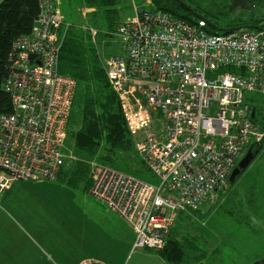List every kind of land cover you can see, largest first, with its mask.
<instances>
[{"label": "built area", "instance_id": "1", "mask_svg": "<svg viewBox=\"0 0 264 264\" xmlns=\"http://www.w3.org/2000/svg\"><path fill=\"white\" fill-rule=\"evenodd\" d=\"M37 1L31 32L13 42L3 84L12 111L0 113V202L16 180H55L68 158L63 147L78 81L60 72L59 61L71 24L63 0ZM209 26L205 18L193 24L134 3L131 17L103 32L123 52L104 58L101 31L87 28L135 148L160 180L90 163L91 193L131 226L134 249L164 248L178 214L225 189L247 147L264 143V125L248 102V92L264 93V30Z\"/></svg>", "mask_w": 264, "mask_h": 264}, {"label": "rangeland", "instance_id": "2", "mask_svg": "<svg viewBox=\"0 0 264 264\" xmlns=\"http://www.w3.org/2000/svg\"><path fill=\"white\" fill-rule=\"evenodd\" d=\"M185 1L189 6L197 8L198 16L206 15V19L219 28L235 27L231 25L243 19L260 18L264 22V1L254 6L248 0ZM134 3L143 7L151 6L148 0H120L116 7L123 19L133 15ZM62 9L66 20L88 41L87 28L98 25L92 14L93 9L87 7L83 0H63ZM181 12L185 14L188 10L184 6ZM114 40L111 37H100L101 57L123 52L119 42ZM103 41L107 43L103 44ZM82 95L79 93L77 96L68 126L70 134L63 147V151L68 154L66 168L77 160H87L89 163L98 161L79 155L75 148L74 133L82 125ZM248 102L257 108L256 118L261 121L260 113L264 115V93L248 92ZM154 126L159 128L156 123ZM114 161L115 166L112 167L116 169L154 184L160 182L159 177L144 165L137 150L132 153L119 152ZM1 212L16 215V220L26 231H35L43 236V225L45 235L50 234L52 239L55 236L61 240L64 238L62 242L66 249L67 264H77L79 259L86 256H95L96 260L105 264H252L264 258V148L235 181H230L225 189L206 200L201 211L191 221L183 218L175 223L180 237L192 233L195 243V247L185 249L183 260L176 263L165 261L157 250L134 249L133 231L123 248L113 246L114 243L107 240L105 233L112 228V223L124 225L123 220L98 200L90 189L84 186L71 187L58 177L55 180L14 181L1 194ZM119 227L122 229V226ZM6 230L12 236L17 231L15 227ZM35 237L36 242L43 245L42 240L37 235ZM22 246V255L27 259L44 249H37L24 239ZM51 246L55 248L57 243L52 241Z\"/></svg>", "mask_w": 264, "mask_h": 264}, {"label": "trees", "instance_id": "3", "mask_svg": "<svg viewBox=\"0 0 264 264\" xmlns=\"http://www.w3.org/2000/svg\"><path fill=\"white\" fill-rule=\"evenodd\" d=\"M119 1L83 0L87 7L93 9L92 14L98 24L95 26L103 36H105L104 30L113 31L125 20L116 7ZM248 1H251L254 6L264 0ZM150 7L169 12L193 24H196L200 18L196 14L197 8L193 6L191 8L196 16H193L194 13L189 11L185 14L182 13L181 9L184 8V5L179 0H152ZM38 11L37 0H2L0 3V113L12 111L11 97L4 89L3 84L9 70L13 42L17 37L31 32ZM204 16L207 20V16ZM231 26H249L253 30H264V22L260 18L243 19ZM255 26H259V28L256 29ZM207 29L210 32L228 30L219 27L214 29L210 26ZM106 37L110 38L108 34ZM87 38L88 41L79 30H76L74 25H71L61 48L59 61L60 72L70 75L78 81L73 107L78 94H83L82 125L74 133L75 148L81 156L115 166L114 159L117 154L119 152H135V143L128 129L118 97L109 84L106 70L89 33ZM260 116L264 118L261 113ZM255 121H258V118H255ZM263 144L253 146L252 150H259ZM58 179L71 187L84 186L90 189L92 185L91 164L87 160H77L69 168L63 167ZM199 211L200 209L188 213L184 212L181 219L185 218V220L191 221L190 213H198ZM186 217L188 218L186 219ZM193 237L192 233L180 237V231L174 227L170 230L164 248L157 251L165 261L180 262L183 260L185 249L195 247Z\"/></svg>", "mask_w": 264, "mask_h": 264}, {"label": "crops", "instance_id": "4", "mask_svg": "<svg viewBox=\"0 0 264 264\" xmlns=\"http://www.w3.org/2000/svg\"><path fill=\"white\" fill-rule=\"evenodd\" d=\"M259 122L264 125V118H261V121ZM263 148H264V144L259 147L258 153L255 154V157H257L262 152ZM201 206L199 208L200 211H201ZM185 213H188V212L185 211ZM190 214H191V219L194 215H196V213H190ZM182 215H184V212L178 214L175 223L181 220ZM15 217L16 215L12 213H8V212L0 213V264H67L66 263L67 261L66 260V257H67L66 249H65L64 243L62 242L64 238H62L61 240L59 237L55 236L52 239L50 234L45 235L44 233L45 228L43 225H42L43 236H41L40 234L38 235L35 231L33 232L26 231L21 227V225L19 224V222L16 220ZM119 217L121 218V220H123L124 225L122 223H118V224L112 223L110 225V227L112 228H110L109 231L107 230V233H105V236L107 237L108 241L111 240L110 242L114 243L113 246H117V248L118 246H120V248H123L125 245V241L130 240L131 231H133V229L131 228L129 224H127V222H125V220L120 215ZM187 218L188 217H186V219ZM174 225L172 226V228L175 227ZM188 225H191V224L188 223ZM119 226H122V229ZM11 227H15L17 230L14 236L9 234L8 231L6 230ZM37 230L40 232L42 231L40 229H37ZM35 235H37V237H39L42 240L43 245H40L38 241L36 242ZM23 239L31 242L33 245L37 247V249L41 250L42 249L41 247H43L44 248L43 251H39L36 254H33L31 259H27L24 255H22V250H23L22 240ZM52 241L57 243V247L52 248L51 246ZM113 248L114 247H112L111 249ZM85 259H96V257L95 256L83 257L78 260L77 264H80Z\"/></svg>", "mask_w": 264, "mask_h": 264}, {"label": "water", "instance_id": "5", "mask_svg": "<svg viewBox=\"0 0 264 264\" xmlns=\"http://www.w3.org/2000/svg\"><path fill=\"white\" fill-rule=\"evenodd\" d=\"M180 2H182V4L187 8V10L189 12L194 13V10L191 8V6H189L186 2H184L183 0H179ZM195 14V13H194ZM200 18H205L204 16H199ZM208 21V20H207ZM208 24L214 28V29H218V26L216 24L211 23L210 21H208ZM243 28H249V26H235V27H231V28H227V31H238L241 30ZM256 29L259 28V26H255ZM31 57H34V55H31ZM256 107L252 108V113L251 116L253 119L256 118ZM258 153V150L253 151L252 148L248 150L247 154L242 158V160L240 161V163L232 170L231 174H230V181L233 182L235 181V179L237 178V176L241 173V171L243 169H245L250 163L251 161L255 158V154ZM252 264H264V258H261L257 261H255Z\"/></svg>", "mask_w": 264, "mask_h": 264}, {"label": "bare ground", "instance_id": "6", "mask_svg": "<svg viewBox=\"0 0 264 264\" xmlns=\"http://www.w3.org/2000/svg\"><path fill=\"white\" fill-rule=\"evenodd\" d=\"M33 28V27H32ZM60 174V173H59Z\"/></svg>", "mask_w": 264, "mask_h": 264}]
</instances>
